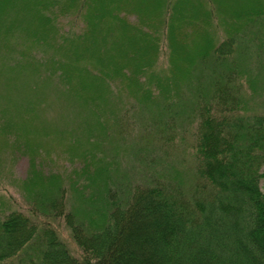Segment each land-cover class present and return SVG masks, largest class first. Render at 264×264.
<instances>
[{
	"label": "trees",
	"instance_id": "1",
	"mask_svg": "<svg viewBox=\"0 0 264 264\" xmlns=\"http://www.w3.org/2000/svg\"><path fill=\"white\" fill-rule=\"evenodd\" d=\"M90 1L32 0L34 13L50 22V57L36 58L39 71L32 73L31 82L40 94L47 84L64 88L71 109L69 114L62 105L50 123L42 121L40 132L76 136L75 147L68 151L82 157L83 164L71 171L76 179L69 186L73 199L68 210L67 191L49 176L40 178L43 183L34 189L44 205H38L34 215L10 211L0 218V264H264V100L259 113L250 112L248 105L254 88L264 83V0H226L220 5L231 4L232 11L212 0H176L174 9L186 33L198 20H207L213 29V36L205 28L202 38L195 40L196 56L188 69L197 60L199 71L185 91L176 90L164 69L154 66L146 69L140 63L127 73L125 66L119 69L106 60L85 65L77 50L94 19ZM164 2L168 18L171 0ZM53 7L54 12L69 9L81 20L82 29L57 28ZM218 27L222 40L214 42ZM17 31L9 24L0 37L10 72L15 63L31 58L36 46L26 37L19 41ZM38 51L46 53V48ZM133 85L138 97L131 91ZM94 88L114 104L113 116L102 114L89 130L75 133L81 112L75 105L82 104L81 95L95 101ZM142 95L149 97V107L143 105ZM21 99L26 102L20 105L7 94L0 102V133L14 129L30 147L36 143L30 137L40 122L22 132L24 113L41 111L40 119L46 118V108L34 110L29 97ZM129 99L142 114L132 171L120 159L131 152L124 137L132 123V107L123 106ZM188 122L195 123L191 147L196 164L184 181L179 174L154 170L157 159L148 156L156 148L152 151L144 135L171 145L178 127ZM148 168L150 175L143 183L134 180ZM60 215L76 253L50 222V217Z\"/></svg>",
	"mask_w": 264,
	"mask_h": 264
},
{
	"label": "rangeland",
	"instance_id": "2",
	"mask_svg": "<svg viewBox=\"0 0 264 264\" xmlns=\"http://www.w3.org/2000/svg\"><path fill=\"white\" fill-rule=\"evenodd\" d=\"M212 1L213 4L216 3L215 6L225 11L234 10L231 4L220 6L226 0ZM90 2L89 9L95 20L92 19L89 22L90 25L88 24L87 30L83 33L81 49L77 50L78 56L83 58L82 62L85 65H89L93 61L94 63L97 62L96 65H101L106 60L119 69L125 66L124 72L129 73L133 65L137 66L142 63L146 69L152 66L159 70L164 69L163 73L170 76L172 86L176 90L185 91L186 88H189L187 86L189 80H193L199 71L197 64L194 65L197 60L188 69L196 56L197 43L195 40L202 38L205 28L213 36V29L207 20L195 22L193 31L188 34L182 29L181 21L178 18L179 13L174 9L176 0H171V14L168 18L165 16L164 0H91ZM32 3V0H0V37H2L5 27L11 24L18 29L19 41L26 37L36 45L33 56L31 58L25 57L24 61L15 63L13 72L6 70V56L0 48V102H3L2 100L7 97V94L12 95L15 100L21 101L20 105L26 102L21 98L29 97L32 100L30 106L33 105L34 110H40L41 105L46 108L44 110L47 114L46 118L40 119L41 116H44L41 115L43 114L41 111L37 114H32V111L22 112L25 114L21 125L22 132H30L40 122L38 130L37 128L34 130L36 134L30 137V141L36 143H32L30 147L26 144V139L15 134L14 129L0 133V218L10 211H19L27 216L34 215L38 205L44 206L39 203L38 192L34 189H36L37 184L43 183V179L40 178L49 176L55 177L67 191L64 208L65 211L68 210L71 208V204L67 203L73 199L69 193V186L76 179L75 173L71 174V171H79L83 164L80 161L82 157L79 160L74 151V153L68 151L69 148L75 147L73 139L76 136L55 133L52 130L49 134L40 132L44 125L42 121L50 123L54 113H57L62 105L69 114H71V109L67 106V98L70 96L65 93L64 88L47 84V90L44 94H40L31 82L32 73L39 66L35 63L36 58L39 61L44 57H50V22H46L37 13H34L37 9ZM204 6L206 10L208 6L206 4ZM54 11L56 8L53 7L54 23L61 31L79 32L82 29L81 20L69 13V9ZM215 33L214 42L222 40L223 30L220 27L216 28ZM44 47L46 53L38 51ZM28 51H32V48H28ZM18 72L22 73L17 74ZM254 72L256 71L254 70ZM29 85L33 87H29ZM257 85V89L254 88L255 93L248 99L252 113H259L263 108L264 83ZM101 87H104V84ZM133 87L131 91L134 93L133 95L138 97V89L134 85ZM245 87L247 91L250 90L247 85ZM90 90L91 88L86 89V91ZM31 91L34 92V97ZM92 94L95 101L81 95L83 97L82 104L75 105L76 108L81 106V112L78 113L80 116L76 119L75 133L84 130V128L89 130L93 126V119L102 114H109V117L113 116L114 104L107 97H103L95 88L92 90ZM145 99L148 100L149 97L144 98L142 95L143 105L149 107L150 105ZM11 103L14 104L13 101ZM123 106L136 109L131 99L127 100ZM132 109L129 115L132 123L124 134L127 148L131 152L127 150L120 158L123 167L125 168L129 164L128 168H131V171L135 169L132 167L136 162L133 147L136 142L141 141L138 136L142 134L140 132L142 124L139 120L142 114L136 113L138 109ZM146 111L150 112L148 108ZM148 114L146 112L145 116ZM27 115L30 117L27 118ZM1 130L3 128L0 125ZM177 132L174 134L175 141L171 145L164 143L165 141L155 136L151 138L144 135V139L152 151L156 148L148 156L150 158L154 156L157 159L154 170L160 173H173L176 176L179 174L186 181L190 175L189 168H194L196 164L191 147L195 142V134H193L195 123H183L182 126L178 127ZM99 152L101 153V150H98L97 153ZM151 171L153 172V170ZM149 172L150 169L148 168L147 172L135 174L134 180L143 183L144 178L150 175ZM131 174L133 176V172ZM63 218L62 215L52 216L50 222L58 229L59 236L67 243L70 250L76 253V248Z\"/></svg>",
	"mask_w": 264,
	"mask_h": 264
}]
</instances>
